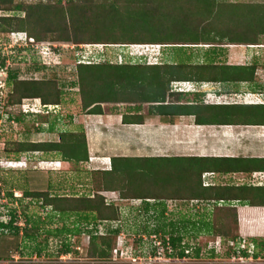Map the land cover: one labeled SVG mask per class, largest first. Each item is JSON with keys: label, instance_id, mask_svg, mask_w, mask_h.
<instances>
[{"label": "trees", "instance_id": "1", "mask_svg": "<svg viewBox=\"0 0 264 264\" xmlns=\"http://www.w3.org/2000/svg\"><path fill=\"white\" fill-rule=\"evenodd\" d=\"M0 10L23 13L22 17H0V35L25 34L22 48L35 53L42 48L36 47L37 45L47 43H59L57 47L49 45L56 52L61 50V44L68 43L74 48H79L80 45H103L119 48L150 46L152 50L155 49L153 52L156 54L151 57L146 54L150 59L144 55V60L138 59L139 62L133 61L130 55H122L123 62L121 55L115 63L107 59L99 62H76L79 107L87 115H102L103 104L134 103L148 104L150 109L147 114L163 121L167 118L193 116L195 125L200 126L264 125V101L260 105L180 104V96L192 93L172 89L173 84L179 82L249 83L254 89L252 85H255L258 68L256 61L245 66L226 65L221 63L219 56L220 48L225 44L250 46L259 43L264 37V4L227 0H40L37 3L0 0ZM190 48H196L197 51L198 48L204 49L201 64H192L195 53ZM3 66L4 62L1 61L0 67ZM39 69L38 66L33 68L34 71ZM6 85L11 90L6 97L5 109L20 107L26 99H39L45 106H60L65 102L66 93L54 77L47 80H20L16 73L9 72ZM167 95L175 96L176 101L166 103ZM143 121L144 116L141 114L122 118L124 124H142ZM49 130L52 131V127ZM9 146L6 153L7 158L12 161H17L21 154L31 152L41 153L44 161L59 160L78 165L89 160L86 136L81 125H77L72 131L59 132L56 141L17 142L10 143ZM241 160L207 157H114L110 160L109 169L93 171L98 177H95L93 186L89 188L91 195L59 196L46 192H25L24 195L41 200V206L50 207L51 213L63 220L62 227L46 232L47 236L63 235L60 254H77L68 238L80 236L82 230L87 228L85 234L89 237L88 254L97 259L91 264H118L113 262L112 253L117 247L122 227L106 230L104 224L118 222L121 210L115 205L116 199L106 198L101 192L117 193L122 201H140L145 204V207L142 206L145 215L149 212L158 213L160 220L165 221L167 217L164 203L178 201L184 207H189V216L194 213L198 216L205 214V219L200 218L194 223V220H187L189 216L185 218V215H180L178 220L183 221L182 225L166 221L164 227H161L158 223L154 230L146 233L148 237L155 236L154 242L160 241V246L149 245L145 255L141 257H153L162 250L169 257L183 259L187 255L186 250L180 247L181 251H176L182 243L183 234L176 236V229L183 232L188 225L193 228V236L196 237L199 235H196L198 228H203L208 235L223 240H237L235 242L239 244L242 239L239 237L237 214L228 200H243L248 206L264 207V187L251 190L247 187L203 186V175L207 172H237L247 166L250 167L249 170H264V159ZM7 196L12 197V193H7ZM149 201L162 205L152 207L149 206ZM207 204L212 207L203 208L202 205L205 207ZM207 212L210 214L206 215ZM9 217L7 223L0 221V230L10 231L15 242L7 243V247L10 248L11 244L12 250L19 252L17 239L20 234L25 241L35 240L38 228L28 229L29 215H24L26 227L22 229L16 224L15 211L9 212ZM71 218L72 228L64 223ZM98 227H102L105 234H95ZM256 240L257 238H248L246 241L253 249L264 250V241ZM237 244L235 245L239 246ZM167 246L171 247L173 254L168 253ZM199 251L200 249L194 251L196 258ZM246 251L247 249L242 251L245 257L248 256ZM8 252L4 257L0 256V260L8 258ZM232 252L235 253L236 249L232 248ZM33 253L41 257L42 250L37 247ZM211 256H214L213 252ZM252 256L254 260L264 257L263 253L259 255L255 250ZM70 262L90 264L76 260ZM19 264L46 263L20 261Z\"/></svg>", "mask_w": 264, "mask_h": 264}, {"label": "rangeland", "instance_id": "2", "mask_svg": "<svg viewBox=\"0 0 264 264\" xmlns=\"http://www.w3.org/2000/svg\"><path fill=\"white\" fill-rule=\"evenodd\" d=\"M19 1L37 3L40 0H14V2ZM227 1L264 4V0ZM12 15L22 17L23 13L15 14L14 12L0 10V17ZM24 35L25 34H20L15 35L14 37H11L9 34L0 35V62H4V66L0 67V84L3 83L2 85H4L5 81L7 82V74L9 72L16 73L18 79L20 80H47L50 77H54L59 86L62 87V90L65 91L66 95L64 96L65 102L62 105L50 106L47 108L48 114H46L43 110L42 114L38 113L32 115L29 113H37V111H39L36 106L39 101L26 99L22 102V104H25L24 109L21 106L5 109L4 105L6 103V97L11 88H6L5 86L2 95L0 94V221L7 223L10 218L9 212L15 211L17 214L16 224L20 227V229L26 227L24 215L30 216V220L27 225L29 230L31 227L38 228V236L35 240L25 241L20 234V237L17 239L19 243V252L12 250L11 244L10 248L9 246L7 247V243L12 242L13 244L15 242V238L12 234H10V231L0 230V256L4 257V255H6L9 251V257L0 260V264H19L20 261L46 264H72L70 261L73 260L80 261V263L91 264L96 262L97 259L92 258L88 254L89 237L85 234L87 228L82 230L81 235L78 237L69 236L68 240L72 245V249H75L77 254L72 253V260L63 261V258H61L63 257V254H60V251L63 248V235L47 236L46 234L48 231H55L57 228L62 227L63 220H61L58 215L52 214L50 207L41 206V200L26 197L24 193L46 192L50 195L59 196H62L63 194H68L70 196L85 194L91 195L89 188L93 186L92 181H95V177H98L93 174V171H95V168L98 170L106 168V166H108V162L106 161V164L95 162L89 164L88 160L87 163L76 165L74 163L68 164L59 160L44 161L43 159L45 158H42L41 153L36 152L21 154L19 155V159L17 161H12L7 158L6 151L10 148V143L56 141L58 139L59 132L67 130L72 131L77 125L82 126L86 136L85 125L86 121L89 120V117L85 114V112H82L79 107V99L77 95L78 89L76 86L75 76L76 62H99L103 59H107L110 62L115 63L119 55H130L134 59L133 61L137 60L139 62V60H144L142 56L144 57V55H149V57H151V54H156V52L151 53V51L155 49L152 50L150 46H129L128 48H119L118 46L80 45L79 48H74L71 43H68L61 44L59 47L62 48L59 52L44 46L35 53L31 50H26L27 48H22L24 44ZM17 40H19L18 42L20 45L17 44ZM50 44L53 45V47H57V45H59V43ZM190 49L195 53L192 64H201V54L204 52V49L198 48V51L196 48ZM220 49V61L226 65L245 66L250 65L254 61L258 63L255 76V82L257 85H252L254 89L251 88L249 83L234 84L199 82L198 84L193 83L192 86L185 83L180 84L183 90L187 91L190 88L196 87L199 91L198 94L192 93L180 96V100H178L179 103H197L203 105H242L243 102L250 103L264 101V37L260 39L257 45L247 46L225 44ZM121 58L123 62V56ZM148 62H151V60H148ZM35 63H37V65H35ZM35 66H38L40 69L38 71H34L33 68ZM216 93L220 94L214 95ZM176 99L177 98L175 96L172 97L167 95L166 103L175 102ZM136 109H139L138 113L144 116L143 123H146V121L148 124L155 122L156 117L149 116L147 114L148 109H150L148 104L138 105L134 103H123L102 105L103 114L109 115L119 113L122 115H129L130 112L135 113L137 111ZM33 110L35 112H33ZM256 118L260 119L261 117ZM235 119L237 118L235 117ZM174 120H178V118L173 119L172 122ZM51 127L52 131L49 130ZM226 129L228 128H220L216 126L211 128H195V133L198 135L199 131L217 130L220 132L221 130ZM167 151L168 150H162L161 152L164 153V155H172V153H167ZM7 193H12V197L7 196ZM101 195L109 199H116L118 197L117 193L113 194L101 192ZM148 204L152 207L162 205L161 203H153L152 201H149ZM164 204L166 206V214H168V216H166V221L181 224L183 221L180 222V220H178L180 217L178 214L180 213L176 211V209L181 208L182 210L183 208L186 210L184 204H180L179 202L176 203L174 201L165 202ZM115 205L119 206L121 210V218L118 222H116L117 225L115 227L120 229L122 227V232L120 233L121 235L119 234L117 239V247L118 249L120 248L123 250V253L120 255L118 254L117 256L125 261V263L118 264H128L126 262L129 258L134 256H144L148 246L155 245L150 242L151 239L155 238H152L153 236L148 237L146 232L154 230L158 226V223L161 227H164L166 221L160 220V217L157 216L158 213L152 214V212H149L145 215L144 209L142 208V206L145 207V204L140 201L119 200L115 203ZM172 206H175L176 209H172ZM210 206L211 204H207L208 208ZM140 207L142 208V213ZM207 207H205V209ZM183 212L186 213L184 215L185 218H187V216H189L188 212ZM209 214L210 212H207L206 215ZM200 218L205 219V214L198 216V214L194 213L191 214L187 220H194V223H197ZM72 220L73 218L65 220L64 223L68 227L72 228L70 225ZM207 221L209 222L210 220ZM143 222L145 223L143 224ZM108 223L110 224V222ZM108 223L104 224L106 230L112 229V226H109ZM91 229L92 227H90V230ZM98 229L99 227L97 228V231ZM178 230L179 228L174 231L176 236L183 234V239L176 251H181L180 247H182L184 248V251L186 250L185 252L187 255L184 259H178V261L174 262L170 261L171 264H252L254 261L256 264H264V257L253 260V262L249 260V262L244 263L232 260V256L234 255L232 248H238V246L235 245L237 244V242H235L237 240H227L228 238L223 240L220 237L208 235L203 228H198V233L196 232V235H199L196 237L193 236L194 230L192 227L186 226V230L183 232H179ZM255 230L257 229L255 228ZM239 237L241 236L239 235ZM205 238L209 239L204 240ZM241 239H243L245 243L242 244V248L248 249L249 245L246 241L248 239L243 236ZM256 241H264V238L257 237ZM140 242L144 245H142V243L140 245ZM37 247L42 250L41 257H38L33 253V250ZM196 249H200L199 256L197 258L194 256V251ZM254 250L255 252H258L259 255L262 253L264 255V250L259 248ZM211 252L214 253L213 257L211 256ZM112 257L114 258L113 253Z\"/></svg>", "mask_w": 264, "mask_h": 264}, {"label": "crops", "instance_id": "3", "mask_svg": "<svg viewBox=\"0 0 264 264\" xmlns=\"http://www.w3.org/2000/svg\"><path fill=\"white\" fill-rule=\"evenodd\" d=\"M255 85H257L256 82ZM244 103L254 104V102ZM138 112L139 110L135 113L130 112L129 115L120 113L88 115L89 120L86 121L85 131L89 164H92V162L106 164L107 161L108 166L99 169L104 170L110 168V160L114 157L264 159V125L216 126L228 129L220 132L217 130L199 131V134L196 135L195 128H211L214 126L195 125L193 116L167 118L164 122L156 117L155 122L150 124L146 120V123L142 124H124L122 122L123 116L138 115L140 114ZM177 118L178 120L172 122L173 119ZM162 150H168L167 153H172V155H164L161 152ZM249 168L247 166L244 170L237 172H207L203 175V186L214 188L247 187L251 190L263 188L264 170H249ZM227 169L230 170V168ZM95 170L98 169L95 168ZM252 173L255 174L252 175ZM259 173H261V177L255 178V176H259ZM228 204L236 211L237 225L241 237L243 236L246 239L264 238V207H251L247 205V202L235 199L228 200ZM202 206L203 208L207 207ZM174 208L176 209L175 206H172V209ZM188 208L186 206V210L183 208L182 210L181 208L176 209L180 213L178 216L182 215L183 211L188 212ZM190 208L192 207L190 206Z\"/></svg>", "mask_w": 264, "mask_h": 264}, {"label": "built area", "instance_id": "4", "mask_svg": "<svg viewBox=\"0 0 264 264\" xmlns=\"http://www.w3.org/2000/svg\"><path fill=\"white\" fill-rule=\"evenodd\" d=\"M173 87H174V89L176 91H180L181 90L180 89V83H174L173 84ZM24 105L25 104H21V107L23 109H24ZM41 107H47V108H49L50 106L41 105ZM46 113H48V111ZM112 224H116V223H112ZM95 234H98V235L102 234L103 235V234H105V232H104V230H103L102 227H99L98 233L95 232ZM152 238H155V236H153ZM151 241H152V243L155 244V246H158V247L160 246V242L159 241H156L157 244H156V242H154V239H151ZM242 244H245L243 239L240 240V243L239 244H237V245H240V246H238V248L236 249V252L232 256V260H237V261H239L241 263L249 262V260H251L253 262V260H254L253 259V256H252L253 250H254L253 249V246L252 245L249 246V248L246 251L248 253V256L245 257V256L242 255V251H245L246 248H242ZM122 251L123 250L120 249V248L118 249V247L114 250V252H113L114 258H112L113 259V262L125 263V261L123 259H120L117 256L118 254L119 255L122 254L123 253ZM167 251H168L169 254H173L174 253L173 250L171 249V247H169V246H167ZM61 258H63V261L64 260H67V261L72 260V254L63 255V257H61ZM178 259L179 258L177 256H173V257L170 256L169 257L166 254H164V252L162 250H160V252L156 256H153V257L152 256H148V255L146 257H141V256H136L135 257L134 256V257L129 258L126 263H128V264H152V263H154V264H171L170 261L171 262H174V261H178ZM254 262L252 264H256Z\"/></svg>", "mask_w": 264, "mask_h": 264}, {"label": "clouds", "instance_id": "5", "mask_svg": "<svg viewBox=\"0 0 264 264\" xmlns=\"http://www.w3.org/2000/svg\"><path fill=\"white\" fill-rule=\"evenodd\" d=\"M20 34H23V33H17V34H12L11 35V37H14L15 35H20ZM25 37H26V35H24V39H23V43L25 42ZM31 40V39H30ZM19 40H17L16 42H17V44H19V42H18ZM31 42H33V40H31ZM24 45V44H23ZM49 45L50 44H41V45H37L36 47H39V46H41L42 48L44 47V46H47V47H49ZM153 51H151V53H152ZM151 55H153V53L151 54ZM180 84H187V85H189V86H192L193 85V82H179ZM3 84V83H2ZM2 84H0V94L2 95V92H3V90H4V88H5V86H6V88H7V85H6V81H5V83H4V85H2ZM195 84H198V83H195ZM198 86V85H197ZM174 91H176L175 89H174V87L172 88ZM180 91H176V92H182V93H193V94H198V89L196 88V87H193V88H190V89H188L187 91L186 90H183L182 89V87H181V85H180ZM217 92V91H216ZM32 100H37V101H39L38 103H37V107H38V110L39 111H37V113H30V114H38V113H40V114H42V111L44 110L45 112H47L48 110H47V107H41V105H42V103L40 102V100L39 99H32ZM263 103V101H260V102H254V104H246V103H242V105H255V104H262ZM215 105H226V104H215ZM45 106V105H44ZM33 112H35V111H33ZM46 114H48V113H46ZM15 163H18V162H15ZM255 174V173H254ZM258 177H261V173H259V176H255V178H258ZM113 194H116V193H113ZM119 200V198L117 197L116 198V202ZM122 201V200H121ZM107 224V223H106ZM109 224V223H108ZM110 224H112L111 222H110ZM109 224V226H112V228L113 229H115V228H117V227H115V225H117V224H113V225H110ZM121 235V234H120ZM72 254V253H71Z\"/></svg>", "mask_w": 264, "mask_h": 264}, {"label": "flooded vegetation", "instance_id": "6", "mask_svg": "<svg viewBox=\"0 0 264 264\" xmlns=\"http://www.w3.org/2000/svg\"><path fill=\"white\" fill-rule=\"evenodd\" d=\"M166 214V213H165ZM186 214V213H183V215ZM166 216H168V214H166Z\"/></svg>", "mask_w": 264, "mask_h": 264}]
</instances>
